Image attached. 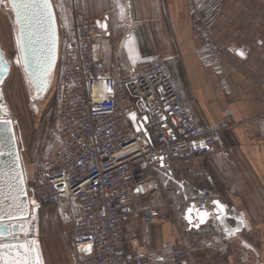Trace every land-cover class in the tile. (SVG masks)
<instances>
[{
	"label": "crops",
	"instance_id": "crops-1",
	"mask_svg": "<svg viewBox=\"0 0 264 264\" xmlns=\"http://www.w3.org/2000/svg\"><path fill=\"white\" fill-rule=\"evenodd\" d=\"M121 3L123 19L114 0H53L60 46L74 40L75 15L88 16L96 39L95 64H118L125 76L133 64L162 58L179 93L193 101L198 129L219 132L214 151L193 164L173 170L156 166V190L136 198L134 207L168 204L170 214L152 223L136 213L124 218V228L138 234L137 252L146 264H169L159 253L163 247H189L190 259L182 264H264V0ZM204 190L227 206L226 221L214 216L205 225L190 227L186 204ZM47 205L52 203L34 209ZM70 206L75 207L73 201ZM241 215L240 231L228 235L225 229L236 228ZM65 222L62 230L61 222L52 221L54 229L49 227L44 240L36 231L42 264L75 263L67 212ZM155 253L157 262H149Z\"/></svg>",
	"mask_w": 264,
	"mask_h": 264
},
{
	"label": "built area",
	"instance_id": "built-area-1",
	"mask_svg": "<svg viewBox=\"0 0 264 264\" xmlns=\"http://www.w3.org/2000/svg\"><path fill=\"white\" fill-rule=\"evenodd\" d=\"M95 41L92 20L75 15L74 40L60 46L52 84L56 144L36 164L30 194L36 206L66 202L75 264H146L136 249L138 234L124 228V218L136 213L144 223L167 219L168 204L137 209L135 199L156 190L157 165L173 170L193 164L214 151L219 132L198 129L193 101L179 93L162 58L133 64L121 76L118 64H95ZM213 198L204 190L186 207L211 214ZM190 251L163 247L159 253L169 264H182ZM159 253L149 262L156 263Z\"/></svg>",
	"mask_w": 264,
	"mask_h": 264
},
{
	"label": "snow or ice",
	"instance_id": "snow-or-ice-1",
	"mask_svg": "<svg viewBox=\"0 0 264 264\" xmlns=\"http://www.w3.org/2000/svg\"><path fill=\"white\" fill-rule=\"evenodd\" d=\"M114 2L119 9L120 18L123 19L125 6L121 3V0H114ZM8 3L11 4L10 10L14 12L15 23L18 25V34L16 36L18 55L16 63L20 64L21 60H23L24 70L30 75V82L35 85L37 94H39L46 91L49 86L50 74L56 59L58 36L53 5L51 0H0V6L2 7H6ZM101 27H106V25L102 24ZM128 39L131 41L132 37L130 36ZM134 51V47L129 46V58L132 59L133 63L136 62L137 58L134 56ZM238 54L240 56L245 55L243 51H239ZM7 63V60L4 59V53L0 51V72H7ZM2 83L3 79L0 77V84ZM105 88L107 92L112 91L107 85ZM0 99H2V93H0ZM3 109L4 105L0 104V110ZM130 116L133 120L136 119L135 113H131ZM144 119L147 120L148 117H144ZM11 123L10 120L0 119V155L4 154V147L9 141L8 133L12 131ZM137 130L139 131V129ZM17 159H19L18 156ZM160 159L162 162L163 157ZM12 173L8 177V188L12 189L14 194L7 197L11 199L12 203L5 208L2 206L3 201H0V221H3L5 217L11 220L27 213L28 205L21 200V196H26L27 193L23 187L24 178L19 171L18 164L12 169ZM136 191L139 192L140 189H136ZM32 203L35 204V201H32ZM212 204L215 206V211L211 214L222 224L225 223L227 206L219 200H213ZM194 209L195 205L189 207L187 210L188 214L185 216L190 225L192 224V217L189 214ZM196 211L199 216V223L195 224V226L199 227L200 224L205 222L210 213L207 210L197 209ZM32 219H35L34 215ZM238 219L239 225L236 228L230 231L227 228L225 229L228 235H234L240 231V225L244 224V220L242 215ZM17 230L27 238L28 231L25 230L23 225H5L0 223V241H3L6 237H11L12 241L7 243L0 242V264H42L39 259L36 242L34 240L28 241L27 244L20 242V238L15 235ZM88 250L91 251V245L88 246Z\"/></svg>",
	"mask_w": 264,
	"mask_h": 264
},
{
	"label": "rangeland",
	"instance_id": "rangeland-1",
	"mask_svg": "<svg viewBox=\"0 0 264 264\" xmlns=\"http://www.w3.org/2000/svg\"><path fill=\"white\" fill-rule=\"evenodd\" d=\"M54 5V4H53ZM57 3V8H59ZM196 7V6H194ZM198 10V7H196ZM206 15V13H205ZM15 25L13 13L9 5L0 6V40L7 55L13 58L16 55ZM206 25V30L208 31ZM59 74V67L54 69L51 81L55 82ZM53 85L48 92L38 100H33L32 88L18 64H14L12 71L6 79L2 90L7 102L8 116L14 125L19 153L22 160L23 171L26 178L27 193L30 199V183L36 164L52 152L56 144L54 132L56 122L54 116ZM66 202H55L43 206L41 209H31L35 216L37 231L44 240L52 221L62 223V230L66 227ZM35 211V212H34ZM66 223V222H65ZM52 229V230H53ZM75 264V263H74Z\"/></svg>",
	"mask_w": 264,
	"mask_h": 264
},
{
	"label": "water",
	"instance_id": "water-1",
	"mask_svg": "<svg viewBox=\"0 0 264 264\" xmlns=\"http://www.w3.org/2000/svg\"><path fill=\"white\" fill-rule=\"evenodd\" d=\"M51 3L53 5V0H51ZM8 5L11 9V4L8 3ZM53 12H54V16H55V25H56V31H57V36H58V42H57V49H56L55 65H54L52 72L50 74V78H49L50 81H51V75H52L54 69L58 65L59 50H60L59 30H58V23H57V17H56L54 5H53ZM12 13H13V18H14V22H15V14H14V12H12ZM15 28H16V33H15V44H16V36L18 34V25L16 23H15ZM17 52H18V49H17ZM20 64L24 70L23 60H21ZM7 71H8V69H7ZM24 72H25V70H24ZM6 75H7V72H0V77H2V79ZM25 75H26V78L30 84V87L32 88V93L36 98L41 97L42 95L47 93L49 86H48L46 91L37 94L35 85L30 82V79H31L30 75L26 72H25ZM49 85H50V82H49ZM0 119L10 120L12 122L10 125L12 131L8 133L9 141H8L7 145H5V147H4V154L0 155V186H2V187H0V201H3L2 206L6 208L8 204L12 203L11 199H8L7 197H10L11 195L14 194L12 189L8 188V183H9L8 177L13 174L12 169L17 164L19 165V171L23 174V178H24L23 187H24L26 193H27V185H26L25 174L23 171L22 160H21V156H20L19 148H18V144H17V138H16V134H15V130H14L13 121L10 118L5 117V116H0ZM144 121L146 122L145 119H144ZM17 156L19 157V159H17ZM21 200L25 201L28 205L27 213L24 215H21V216H17L16 218L11 219V220H9L7 217H5L3 219V221H0V223H3L5 225H17L18 226V225H22V223H25V222H28L31 220H33V222H34V219H32L33 216H32L31 209L33 207H35L37 205V203L35 202V204H33L32 201H34V200L30 199L28 194L26 196H21ZM191 206H193V204H191L189 207H191ZM188 208L185 210L184 218H185L186 214H188L187 213ZM197 209L204 210V209H201V208L195 206V209L193 210V212L189 214L192 217V224L191 225L189 224L188 219L185 218L186 222L190 225V227L198 228L195 226V224L199 223V216H198V213L196 211ZM210 218H211V214L205 219V222L200 224L199 226L205 225L210 220ZM17 232H19V231L17 230L15 232V234ZM8 240H11V237H6L3 241H0V242H7Z\"/></svg>",
	"mask_w": 264,
	"mask_h": 264
},
{
	"label": "flooded vegetation",
	"instance_id": "flooded-vegetation-1",
	"mask_svg": "<svg viewBox=\"0 0 264 264\" xmlns=\"http://www.w3.org/2000/svg\"><path fill=\"white\" fill-rule=\"evenodd\" d=\"M14 25H15V22H14ZM14 38H15V33H14ZM0 51H2L4 53V59L7 60V62H8L7 65H6V67L8 69L7 75L3 78V83L0 84V93H2V99H0V104H3L4 105V109L3 110H0V116L7 117L8 116L7 102H6V99L4 97L3 90L1 88L4 85V83H5L6 79L8 78V76L10 75V73L12 71L13 65L14 64H17L16 63V58H17L18 52H17V47H16V55L13 58L9 57L7 55V53L5 52V49H4V47H3L2 43H1V40H0ZM18 66L21 68L23 74L25 75V72H24L23 67L21 66V64H18ZM52 84H53V78H52V82H50V85H49L48 90L50 89V87L52 86ZM44 95H42L41 97H43ZM41 97L36 98L33 95V100H38ZM22 225L25 228V230L28 231V236H27V238H25L22 233L17 232L15 235L20 238V242H23L25 244H27V242L30 241V240H34L36 242V236H37V232L36 231L37 230H36V224H35V222H33V220H31V221L22 223ZM7 242H12V241L11 240H8ZM7 242H5V243H7ZM36 247H37V245H36Z\"/></svg>",
	"mask_w": 264,
	"mask_h": 264
},
{
	"label": "bare ground",
	"instance_id": "bare-ground-1",
	"mask_svg": "<svg viewBox=\"0 0 264 264\" xmlns=\"http://www.w3.org/2000/svg\"><path fill=\"white\" fill-rule=\"evenodd\" d=\"M15 33H16V29H15ZM26 76V75H25Z\"/></svg>",
	"mask_w": 264,
	"mask_h": 264
}]
</instances>
